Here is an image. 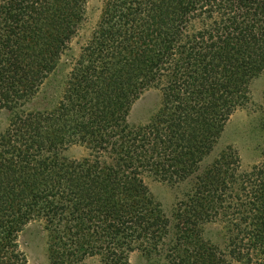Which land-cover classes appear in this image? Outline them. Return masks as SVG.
Segmentation results:
<instances>
[{
	"label": "trees",
	"instance_id": "trees-1",
	"mask_svg": "<svg viewBox=\"0 0 264 264\" xmlns=\"http://www.w3.org/2000/svg\"><path fill=\"white\" fill-rule=\"evenodd\" d=\"M86 2L0 0V264H29L19 236L39 218L53 263L264 264V152L245 167L221 144L264 76V0H107L65 95L31 109ZM149 90L159 108L132 124ZM147 180L175 192L170 213Z\"/></svg>",
	"mask_w": 264,
	"mask_h": 264
},
{
	"label": "rangeland",
	"instance_id": "rangeland-1",
	"mask_svg": "<svg viewBox=\"0 0 264 264\" xmlns=\"http://www.w3.org/2000/svg\"><path fill=\"white\" fill-rule=\"evenodd\" d=\"M107 0H87L85 5V19L78 34L70 46L63 52L56 72L45 80L36 101L32 102L34 108H50L56 105L67 91V82L71 77L77 61L83 54V47L92 36L100 23ZM253 101L250 109L237 111L229 120L222 145H232L242 156V163L250 167L260 161L264 152V129L257 127L258 120L264 118V76L253 86ZM161 96L156 90H149L139 96L132 105V124L146 122L159 108ZM260 108V112H259ZM6 117L0 119V131L5 127ZM64 155L71 159H82L89 155L84 146H72ZM149 187L162 206L171 212L176 202V194L165 184L147 180ZM220 228L215 225L208 227L207 235L213 242L219 241ZM53 239L46 229L44 219L32 220L19 236V245L26 254L29 264H59L53 263ZM53 260V261H52ZM130 264H152L145 252L138 250L130 255ZM238 264V263H233Z\"/></svg>",
	"mask_w": 264,
	"mask_h": 264
}]
</instances>
